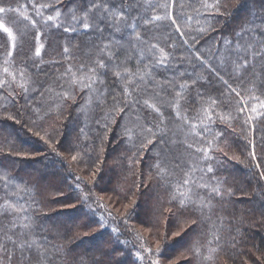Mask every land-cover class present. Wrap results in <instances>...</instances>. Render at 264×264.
I'll use <instances>...</instances> for the list:
<instances>
[{"label":"trees","instance_id":"1","mask_svg":"<svg viewBox=\"0 0 264 264\" xmlns=\"http://www.w3.org/2000/svg\"><path fill=\"white\" fill-rule=\"evenodd\" d=\"M4 2L13 6L24 4L32 14L28 0ZM40 2L45 0H37ZM184 2L186 12L195 16L187 8V0ZM68 3L69 0H64L60 7L66 8ZM239 3L245 6L237 11L238 0H232L234 16H209L208 21L214 25V30L204 34L196 32L198 27L206 26L204 16L199 17V23L193 19L182 24L190 36L199 37L198 42L191 46L183 44L178 34H173L176 58L183 55L192 59V63L185 60L179 64L178 70L193 78L203 76L204 81L198 87L203 88L205 96L220 101L218 111L222 115L231 117L224 121L215 118L217 122L207 137L211 139L215 133L223 132L217 141L223 152H212L214 159L208 161L214 168V174L203 175L205 183L223 182L224 195L222 199L216 197L213 201L211 221L206 220L200 225L187 223L189 213L181 215L169 203L170 187L156 175L153 167L161 148L165 151L171 149L169 161L179 158L187 164L204 166L189 155L194 150L186 149L182 143L185 138L192 141L193 137L180 132L176 123L170 122V126L177 133V143L165 148L164 145L144 141L139 128L135 127L134 116L122 118L120 113H111L112 118L105 119L108 109L104 106L94 108L87 115L77 111L81 103L80 94L75 103L67 101L60 106L54 96L41 101V97L33 93L25 100L19 95V89L16 90L15 101L6 92L0 95V175L14 178L13 184L27 189L19 194V202L28 209L26 214L33 217L36 238L49 247L63 246L68 253L64 264H72L73 259L77 264H90L94 257H99L101 250L111 254L105 258L104 264H152L153 259H158L159 264H201V259L192 251L193 244L199 241L201 252L206 255L213 232L221 237L223 250L214 262L206 264H259L258 258H264V217L261 216L264 200L256 195L264 189V179L260 176L264 172V116L249 120V116L256 114L247 109L257 102L251 100L247 92H242L240 97L230 96L227 86L218 76L207 72V67L213 65L229 84L236 86L238 83L235 75L231 74V65L221 63L224 49L218 46V42L230 37L232 29L243 17L250 12H258L264 6V0H239ZM158 34L163 37V29L158 30ZM65 35L56 29L45 31L41 39L45 44L42 55L46 62L60 58ZM33 43V33L30 32L25 39V54H31ZM7 45V36L0 31V58ZM195 56L204 60L203 67L194 59ZM19 63L21 58L17 59ZM45 68L54 75V68L48 63ZM161 74L172 77L171 71ZM250 80L251 77H245L246 84ZM256 94L264 99L261 91ZM195 95L192 92V96ZM168 98L164 96V99ZM37 103L40 104L39 114L32 110ZM197 107L196 104L191 107L190 117H196ZM238 107L245 110L240 112ZM8 115L16 119L8 120ZM126 127L133 128L131 141L125 135ZM36 132L49 143L35 135ZM13 148L21 151L22 155L13 153L9 158L7 153ZM73 155L77 156L76 161L72 160ZM168 167L173 172L170 181L182 180L184 172L180 168L173 171L172 164ZM201 175L200 172L195 173L198 180ZM212 176L214 178L209 179ZM2 183L0 181V185ZM85 195L87 200H84ZM0 196H3L2 190ZM133 200L136 203L126 208L125 205ZM90 209H101L98 212L104 215L105 226L88 214L92 212ZM177 232L180 233L178 236L175 235ZM233 237L237 240L235 248L228 246ZM157 243L160 244L159 251ZM138 255L143 259H138ZM57 264H60L59 260Z\"/></svg>","mask_w":264,"mask_h":264},{"label":"snow or ice","instance_id":"2","mask_svg":"<svg viewBox=\"0 0 264 264\" xmlns=\"http://www.w3.org/2000/svg\"><path fill=\"white\" fill-rule=\"evenodd\" d=\"M28 2L31 4V15L24 4L13 6L0 0V31L6 34L8 41L0 58V95L6 92L15 101V93L19 89V95L25 100L33 93L41 97V101L54 96L60 106L67 101L75 103L80 94L81 103L77 111L87 115L94 108L104 106L108 109L105 119L112 118L111 113H120L122 118L134 116L135 127L139 128L144 141L147 144L164 145L165 148L177 143V133L170 126V122L176 123L180 132H187L193 137L192 141L185 138L182 143L186 149L194 150L189 155L204 166L187 164L179 158L169 161L171 149L165 151L161 148L153 167L156 175L170 187L169 203L181 215L189 213L187 223L200 225L206 220L211 221L213 201L216 197L222 199L224 195L221 188L223 182L217 181L214 185L205 183L203 175L214 174V168L208 161L214 159L212 152H223L217 144L223 132L215 133L211 139L207 137L212 132V125L217 122L215 118L224 121L231 117L222 115L218 111L220 101L205 96L203 88L198 87L204 81L203 76L193 78L178 70L179 64L185 60L192 63V59L183 55L176 58L173 34H178L185 45L191 46L198 42L199 37L190 36L182 24L193 19L199 23V17L204 16L206 26L198 27L196 32L204 34L214 30L208 17L234 16L232 0H187V8L195 16L186 12L184 0H69L66 8L60 7L64 0ZM244 6L238 0L237 11ZM52 29L66 35L60 58L46 62L42 55L45 44L41 37L46 30ZM160 29H163V37L158 34ZM30 32L33 33L34 43L29 55L23 49ZM218 46L224 49L221 63L231 65V74L235 75L238 83L236 86L229 84L213 65L207 67V72L218 76L227 86L230 96L235 94L240 97L242 92H247L249 98L257 102L247 109L256 114L249 116V120L264 116V99L256 94L257 91L264 94V6L258 12H250L243 17L232 29L231 36L224 37ZM18 58H21L19 64ZM194 59L204 66L201 56H195ZM46 63L54 68V75L49 74ZM169 71L172 72L171 78L161 74ZM245 77H251L247 84ZM192 92L196 93L195 97ZM164 96L169 98L164 99ZM194 104L198 105L196 117H190L188 112ZM32 110L39 114L40 104L37 103ZM244 110L238 107V111ZM6 119L16 118L8 115ZM141 120L144 123H140ZM16 122L19 123L18 120ZM35 135L49 143L39 132ZM125 135L131 141L133 128L126 127ZM49 146L56 151L52 144ZM13 153L22 155L21 151L13 148L7 153L8 157L11 158ZM71 158L77 160L76 155ZM169 164L174 166L173 171L180 168L184 172L182 180L170 181L173 172L169 171ZM196 172L202 174L199 180L195 177ZM260 176L264 179V172ZM212 178L214 176L209 177ZM13 180L8 175H0V181L3 182L0 185L3 191V196H0V264H57L58 260L64 264L68 253L63 246L49 247L36 238L33 217L26 214L28 209L19 202V194L27 189L20 184H13ZM228 194L231 195L230 190ZM256 195L264 200V189ZM11 197L18 199L13 200ZM87 199L85 195L84 200ZM135 203L133 200L125 207H132ZM261 216L264 217V212H261ZM179 234L175 233L177 236ZM212 237L208 241L206 255L201 252L199 241L193 244L192 251L201 259V264L214 262L223 250L221 237L215 232ZM236 245L237 240L233 237L228 246L235 248ZM156 247L159 251L160 244L157 243ZM110 255L101 250L99 257H94L90 264H104L105 258ZM137 258L143 259L139 255ZM258 259L259 264H264V258ZM72 264H77V261L73 259ZM152 264H159V260L153 259Z\"/></svg>","mask_w":264,"mask_h":264},{"label":"rangeland","instance_id":"3","mask_svg":"<svg viewBox=\"0 0 264 264\" xmlns=\"http://www.w3.org/2000/svg\"><path fill=\"white\" fill-rule=\"evenodd\" d=\"M90 210L92 212H90L88 214L91 215V216H93V217H95L100 224H102L103 226H105V223H104L105 222V217H104V215H102L101 213H99V212H101V209H95V210L94 209H90ZM109 227H111V226H109ZM178 260L179 259H177L176 261H178Z\"/></svg>","mask_w":264,"mask_h":264}]
</instances>
